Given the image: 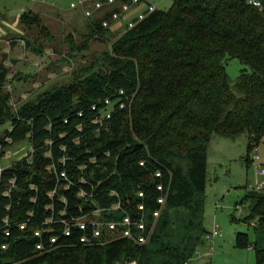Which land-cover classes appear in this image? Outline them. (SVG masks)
I'll return each mask as SVG.
<instances>
[{
    "label": "trees",
    "instance_id": "16d2710c",
    "mask_svg": "<svg viewBox=\"0 0 264 264\" xmlns=\"http://www.w3.org/2000/svg\"><path fill=\"white\" fill-rule=\"evenodd\" d=\"M258 1L259 7L246 0H172L168 9L123 31L99 69L77 86L52 88L16 107L0 65V126L9 125L0 148L28 140L34 149L32 162L17 161L0 177V264H184L193 256L206 234L211 135L246 133L247 150L264 139V0ZM19 19L22 25L41 20L28 10ZM88 21L93 34L110 31L99 20ZM230 58L250 70L232 83L225 73ZM106 99L115 102L114 110L101 125L96 119ZM51 162L67 171L70 186L48 170ZM72 167H84V182L71 177ZM12 178L16 185L6 195ZM113 191L133 216L144 203L148 223L165 197L147 243L122 238L84 245L78 227L62 233V220L114 204ZM243 200L249 207L241 221L256 220L250 248L256 264H264V186L247 189ZM36 229L43 231L41 239ZM245 237L238 233L236 244H245ZM41 241L44 250L37 249Z\"/></svg>",
    "mask_w": 264,
    "mask_h": 264
},
{
    "label": "rangeland",
    "instance_id": "374dc122",
    "mask_svg": "<svg viewBox=\"0 0 264 264\" xmlns=\"http://www.w3.org/2000/svg\"><path fill=\"white\" fill-rule=\"evenodd\" d=\"M54 1L47 0L48 4ZM151 1L161 10L172 3V0ZM48 4L0 0V65L8 72L4 90L11 94L13 107L55 87L77 86L88 71L99 69L103 54L120 37L121 33L112 31L93 34L88 19L81 14ZM26 10L39 16V24H20L19 18ZM241 71L250 70L235 58L225 61V73L231 83ZM130 117L128 112L126 118ZM8 126H0V135ZM247 141L246 133L233 137L211 135L206 154L204 226L206 232H211L216 225L218 234L208 239L206 234L202 237L190 258L191 264H256L250 248L255 240L256 220L246 223L241 219L248 213L249 202L243 200L248 186L264 179L259 174V169L264 170V139L250 150ZM9 150L12 159L2 158L3 167L28 153L30 143L23 140ZM246 155L249 159L255 155L258 160L246 162ZM70 175L81 179L85 174L82 168L72 167ZM238 233L246 235L245 244H236ZM262 236L260 244L264 247Z\"/></svg>",
    "mask_w": 264,
    "mask_h": 264
},
{
    "label": "built area",
    "instance_id": "2783aa9c",
    "mask_svg": "<svg viewBox=\"0 0 264 264\" xmlns=\"http://www.w3.org/2000/svg\"><path fill=\"white\" fill-rule=\"evenodd\" d=\"M32 2H40L42 4H48L47 0H30ZM62 0H55L52 5H56L57 2ZM247 3L252 4L256 7L260 6L258 0H246ZM70 10L76 11L81 14L85 19L88 20H99V24L102 30H110L112 32L122 33L126 29L135 27L138 23L143 21L147 16L153 13L156 10L154 4L147 0H70L68 4ZM107 15V16H106ZM118 25V26H116ZM121 93H123L121 91ZM115 102L106 99L105 100V109L102 110L100 117L96 119V122L103 124V120L111 118L112 111L114 110ZM120 108H124V103L118 102ZM95 108V106L93 107ZM9 148L1 149L0 148V160L4 157L12 159V153ZM48 156H51L49 154ZM34 158V149L30 145V150L21 158L13 160L9 166H12L17 161L26 160L30 163ZM251 161L258 160L257 156H252ZM62 164L66 163V159L62 158L60 160ZM143 164V163H141ZM8 166V167H9ZM6 167H3L0 164V177L3 170ZM84 168V167H80ZM48 170L55 175L58 179H63L67 182V186H70L73 182L70 179L66 170L57 171L55 162H51L48 165ZM259 174L264 175V170L259 169ZM157 176H160V173H156ZM81 181H85L84 177L81 178ZM16 185V179L12 178L10 184L6 189V195H9L11 190ZM264 186V179L261 182H255L254 185H249L248 190L259 191ZM158 189L163 191V186L159 185ZM56 190H53L50 194L54 195ZM117 197V201L111 206L107 207H98L93 209L91 212L86 213L80 217H70L69 220H62L64 228L62 233L64 235H70L72 227H78L82 231L80 237V242L84 245H96V244H105L111 241L126 238L137 244H145L149 241L156 220L161 213V209L165 202V197L162 195L158 199L160 207L153 212V220L151 223H148L147 215L145 212L144 203L138 204V210L140 214L133 216L128 212L122 204V200L119 197V194L116 191L113 193ZM81 195H87L86 192L81 191ZM140 196H143V192L139 193ZM118 213V217H107L108 213ZM64 213V212H63ZM49 221H52L50 219ZM150 224V225H149ZM26 228V223L20 225V229L24 230ZM43 231L41 229L34 230V235L42 238ZM6 235H9V232L6 231ZM218 234L216 225H213L211 232H206V239L212 238ZM58 236L55 235L50 238V246L53 247V244L57 241ZM7 244L2 245V249L7 248ZM38 250H44L45 246L43 241L37 244ZM184 264H191L190 259Z\"/></svg>",
    "mask_w": 264,
    "mask_h": 264
},
{
    "label": "crops",
    "instance_id": "0c3cea01",
    "mask_svg": "<svg viewBox=\"0 0 264 264\" xmlns=\"http://www.w3.org/2000/svg\"><path fill=\"white\" fill-rule=\"evenodd\" d=\"M62 1L58 5H52V3H49L48 5L54 7L56 9H58V10H61V11L75 12V13L79 14L78 12L70 10L69 8H65L66 3L69 2L70 0H64L63 2ZM147 1H149L152 4L155 5L154 1L153 2L151 0H147ZM156 1H158V0H156ZM155 7H156V9H158L156 5H155ZM116 26H118V25H116Z\"/></svg>",
    "mask_w": 264,
    "mask_h": 264
}]
</instances>
